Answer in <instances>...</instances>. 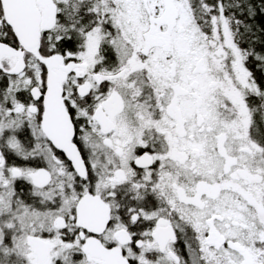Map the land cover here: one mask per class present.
I'll use <instances>...</instances> for the list:
<instances>
[{
  "label": "snow or ice",
  "instance_id": "snow-or-ice-1",
  "mask_svg": "<svg viewBox=\"0 0 264 264\" xmlns=\"http://www.w3.org/2000/svg\"><path fill=\"white\" fill-rule=\"evenodd\" d=\"M0 264H264V0H0Z\"/></svg>",
  "mask_w": 264,
  "mask_h": 264
}]
</instances>
